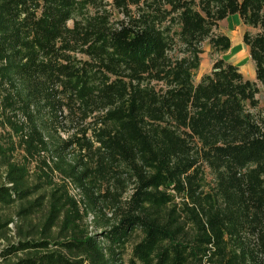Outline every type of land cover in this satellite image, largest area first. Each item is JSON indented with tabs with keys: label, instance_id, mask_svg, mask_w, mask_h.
Instances as JSON below:
<instances>
[{
	"label": "trees",
	"instance_id": "trees-1",
	"mask_svg": "<svg viewBox=\"0 0 264 264\" xmlns=\"http://www.w3.org/2000/svg\"><path fill=\"white\" fill-rule=\"evenodd\" d=\"M231 15L255 79L195 82ZM0 240L2 264H264V0H0Z\"/></svg>",
	"mask_w": 264,
	"mask_h": 264
},
{
	"label": "rangeland",
	"instance_id": "rangeland-1",
	"mask_svg": "<svg viewBox=\"0 0 264 264\" xmlns=\"http://www.w3.org/2000/svg\"><path fill=\"white\" fill-rule=\"evenodd\" d=\"M104 1L107 3L112 2V0H104ZM114 16L119 17V14L115 11ZM245 30L254 32V29L245 26L237 15L228 16L226 19L220 21L217 24L216 32L224 33L227 36H229L231 40V48L223 53H215L210 48L207 41L203 42L202 43L203 52L201 54L200 66L194 76L195 82H197L204 73L210 72L211 66L217 58H222L227 62H231L235 64L238 67L239 71L242 73L244 78L249 80L255 79L254 64L249 58L247 48L242 43V35ZM257 97L260 99V102H262L261 95L258 94ZM68 191L71 194H73L74 193L73 187L68 186ZM87 224L90 227V230L94 231L95 224H94V219H92L91 215H89L87 218ZM11 227L13 226L11 225ZM2 245L3 242L2 240H0V249ZM128 255H129V249L128 252L125 254L126 259ZM0 264H2L1 258H0Z\"/></svg>",
	"mask_w": 264,
	"mask_h": 264
}]
</instances>
